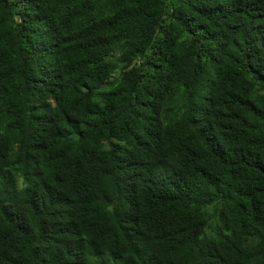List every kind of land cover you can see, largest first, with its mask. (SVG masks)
Wrapping results in <instances>:
<instances>
[{
    "label": "trees",
    "instance_id": "trees-1",
    "mask_svg": "<svg viewBox=\"0 0 264 264\" xmlns=\"http://www.w3.org/2000/svg\"><path fill=\"white\" fill-rule=\"evenodd\" d=\"M0 264H264V0H0Z\"/></svg>",
    "mask_w": 264,
    "mask_h": 264
}]
</instances>
